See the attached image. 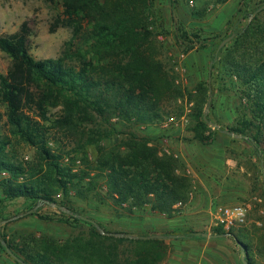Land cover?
I'll return each mask as SVG.
<instances>
[{
  "label": "trees",
  "instance_id": "1",
  "mask_svg": "<svg viewBox=\"0 0 264 264\" xmlns=\"http://www.w3.org/2000/svg\"><path fill=\"white\" fill-rule=\"evenodd\" d=\"M45 1L59 4L62 17L56 22L71 30L61 56L35 60L29 53V30L25 23L18 31L0 36V52L9 59L6 74H0V105L9 134L5 135L0 127V214L13 201L25 204L26 211L38 205H55L76 226L63 240L18 232L6 239L1 234L0 250L6 253L2 240L14 256L9 255L13 264H165L168 246L164 239L108 235L157 233L109 231L100 222L83 216L73 205L83 201L95 207L110 204L121 211L119 218L146 210L170 218L178 212L175 205H183L189 199L192 180L183 163L164 153L142 131L162 122L161 104L175 94L173 76L159 59L163 45L150 27L153 0ZM217 1L224 4L228 0ZM191 16L200 19L203 15L196 12ZM263 27L254 16L228 43H233L231 47L226 44L217 54L214 50L210 59L211 71L220 72L217 66L221 64L226 67L228 77L238 82L237 88L243 89L254 112L262 115L263 49L256 61H250L247 54L249 50L255 51L259 43L264 45ZM186 34L181 33L189 40ZM56 106L61 107L60 115L49 119V109ZM193 117L196 130L209 129L201 110ZM115 124L136 129L117 145L103 147V141L122 134ZM249 126L245 123L241 128L226 131L247 137ZM51 130L71 136L74 144L71 155L68 154L69 165H61L62 153L48 147ZM11 139L34 148L39 167L27 168L18 162L8 151ZM196 139L207 141L202 135ZM88 147L95 149L94 162L88 159ZM78 157L84 164L81 168L75 164ZM3 173L8 177L2 179ZM83 218L95 221L105 234ZM65 220L59 222L66 224ZM212 233L226 234L221 228ZM243 250L250 264L246 247Z\"/></svg>",
  "mask_w": 264,
  "mask_h": 264
},
{
  "label": "rangeland",
  "instance_id": "2",
  "mask_svg": "<svg viewBox=\"0 0 264 264\" xmlns=\"http://www.w3.org/2000/svg\"><path fill=\"white\" fill-rule=\"evenodd\" d=\"M228 1V4L224 6V4L218 3L217 0H153L149 17V22L152 23L150 27L158 34L156 36L158 43L163 45L159 59L173 76L175 90V94L166 97L161 104L162 122L169 117L179 119L181 116H185L187 123L184 126L179 124L178 126L169 125L167 127L171 130L184 131V135L180 133L178 136L172 137V140L165 139L166 136L155 138L152 136V138L149 135L153 133L150 134V132L145 131V127L142 131L161 149L167 147L170 152L172 148L170 143L178 144L182 141L196 144L193 147L199 152L200 145H203V149H208V145L216 137H229L235 146L230 154L235 155L237 160L243 164L241 165L243 170L240 171L243 173L244 179L247 180L245 183L249 187V195L245 202L252 207L250 217H253L256 222L260 220L263 223L261 229H250L244 235H254L250 236L251 241L256 242L257 240V242L264 243V115L254 112L253 105L245 96L243 89L237 88L238 82L234 77L232 79L228 77V70L222 64L217 66L220 72H217V70L211 71L208 84L210 59L212 54L215 53L214 50H216L217 44L224 37L228 38L233 35L232 39L226 44L230 43L236 34L251 22L254 16H256L257 22L264 26V8H262L264 0ZM196 12L202 13L203 16L200 19L191 16L192 13ZM61 13L62 9L59 4H51L45 0H0V36L18 31L21 25L25 23L29 30L28 48L30 55L35 60L56 59L61 56L64 44L71 37V30L56 22L59 16L62 17ZM216 26H218L217 30H215ZM181 31L187 33L189 40L184 39ZM200 44L204 47L201 48ZM232 44H228V46L231 47ZM261 49H263L262 57L264 59V45L259 43L255 51L253 49L248 51L247 57L249 60L256 61L259 59ZM8 66L9 59L0 52V74L5 75ZM209 98L211 101L207 104ZM206 106H208L207 119L217 125L219 130L241 128L245 123H248L251 125L246 129L248 136L237 134L240 138H235L223 134L217 129L209 127V125H207L209 129L203 132L196 130L193 115L201 110L203 116ZM60 111V106L52 107L49 109L47 116L49 119H55L60 115ZM158 125H152L153 129H157ZM0 127L5 135H9L4 117V108L1 105ZM115 128L122 134L113 135L107 141H103V147L111 148L117 145L119 141L127 137L129 132L136 129L133 126L118 124H115ZM199 135L204 136L207 141H198L196 137ZM49 137L50 144H48V147L62 153L63 158L60 164L63 166L69 165L71 158L68 154L71 155L74 144L71 136L57 130H51ZM8 151L27 168L39 167L40 160L37 151L21 141L11 139ZM87 154L88 159L94 162L96 159L94 147H88ZM180 161L183 163L181 159ZM75 164L77 168L84 166L79 157ZM41 165L45 166L43 162ZM183 165L186 168L185 163ZM239 168L240 164L237 170ZM43 170L45 171V167ZM7 177L4 173L1 175L2 179ZM56 199L59 200L60 195H57ZM73 205L83 216L100 222L109 231H127L128 225L113 221L127 216L123 215L119 218L118 213H121V211L110 204L95 207L92 203L83 201L73 202ZM25 209L26 206L22 202L13 201L7 205L3 214H0V217L6 219L4 221L0 219V235L2 234L6 239H9L16 232L19 234L31 233L36 236L45 234L63 240L71 234L73 229L71 227L76 226L71 225V219L67 215L64 216L55 205H38L29 211ZM258 211H262V214H259ZM69 215L71 216V212H69ZM62 218L63 220L66 219V224L59 222ZM163 218L167 217L164 215ZM188 230H191V228L173 229V231H166L165 235L168 236L169 233L180 234ZM158 232L162 231H151L150 233ZM164 241L167 243V240ZM3 243L5 244V242ZM261 247L264 250V246ZM250 254L252 257L255 256L252 251ZM262 263H264V260H262ZM0 264H13L8 253L1 250Z\"/></svg>",
  "mask_w": 264,
  "mask_h": 264
},
{
  "label": "crops",
  "instance_id": "3",
  "mask_svg": "<svg viewBox=\"0 0 264 264\" xmlns=\"http://www.w3.org/2000/svg\"><path fill=\"white\" fill-rule=\"evenodd\" d=\"M228 2L224 3V6ZM227 15L229 16L228 12ZM218 26L215 27V30ZM144 130L150 134L153 133L149 135L150 137L166 136L165 139L169 140L180 133L184 135V131L168 129L162 126V123L158 125L157 129H153L151 125L145 127ZM170 144L171 152L167 147H163V151L180 158L185 163L186 170L192 180V190L188 202L177 208V214L170 218H163L164 215L149 213L146 210L141 213L135 212L131 217L113 221L128 225L127 231L133 233L162 231L158 232L157 235L167 236L165 235L166 231L189 227L191 230L188 231L208 232L207 234L215 235L212 233L215 227L210 222L209 203L215 202L224 206H233L246 203L245 200L249 195V187L245 183L247 180L244 179V175L240 171L243 170L241 167L243 164L237 160L235 155L230 154L235 146L229 137H216L208 145V149H203V145H200L199 152L193 147L196 144L182 141L178 144ZM173 146H175L174 149ZM239 164L240 168L237 170ZM251 211L248 215L247 226L232 230L238 238L233 234H227L226 231H224L226 234H221L225 235L221 238H202L195 235L184 236L182 233H169L164 239L167 240L168 246V258L165 264H242L240 261L241 248L238 243L243 246V249L246 247L250 264H264L262 263L264 250L261 247L264 246V243L257 242V240L256 242L251 241V235H244L250 229H261L263 225L262 221L256 222L253 217H250ZM258 212L262 214V211ZM251 251L255 253V256H251Z\"/></svg>",
  "mask_w": 264,
  "mask_h": 264
},
{
  "label": "built area",
  "instance_id": "4",
  "mask_svg": "<svg viewBox=\"0 0 264 264\" xmlns=\"http://www.w3.org/2000/svg\"><path fill=\"white\" fill-rule=\"evenodd\" d=\"M186 123L187 119L185 116H181L179 119H176L175 117H169L164 122H162V126H178L179 124L184 126ZM164 153L168 154L167 151H164ZM183 205L177 204L175 205V208H180ZM250 211L251 206L250 204L246 203H240L233 206H224L215 202L209 203L211 225L215 228H221L226 232L246 227L248 224V215ZM256 226H259V224H256Z\"/></svg>",
  "mask_w": 264,
  "mask_h": 264
},
{
  "label": "water",
  "instance_id": "5",
  "mask_svg": "<svg viewBox=\"0 0 264 264\" xmlns=\"http://www.w3.org/2000/svg\"><path fill=\"white\" fill-rule=\"evenodd\" d=\"M264 8V6L262 7ZM255 14V13H254ZM233 35L224 39L217 47L216 49V54L220 51V49L228 42L232 39ZM211 65L212 63L209 64V68H208V84L210 82V76H211ZM208 90H209V96H210V87L208 85ZM210 98L207 100V104L210 103ZM207 109H208V106H206L205 108V112L203 114V121L204 123H206L207 125H209V127L213 128V129H217L219 130V127L213 123H211L208 119H207ZM223 134H226V135H229V136H232V137H235V138H240L239 135L237 134H234V133H230L226 130H220ZM263 182H264V177H263ZM84 219V218H83ZM86 221H88L89 223H91L92 225L95 226V228L101 233V234H105L103 232V230L98 226V224L95 222V221H92V220H89V219H84ZM108 235L110 236H115V237H124V238H129V239H137V238H145V239H165L167 238V236H164V235H149V236H136V235H129V234H119V233H108ZM195 236H199V237H202V238H221V237H224L225 235H212V234H207V233H200V232H196L194 234ZM171 237V236H170ZM2 245L5 247V250L6 252L8 253V255H10L11 257L14 258L13 254L10 252V250L8 248H6L5 244L3 243V241H1ZM239 247L241 248V251H240V261L242 264H247V261L245 259V252L243 250V246L241 244H239Z\"/></svg>",
  "mask_w": 264,
  "mask_h": 264
}]
</instances>
